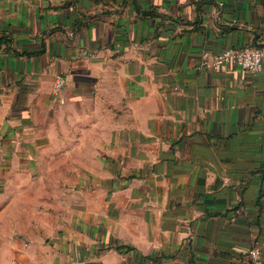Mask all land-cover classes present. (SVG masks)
<instances>
[{"label":"crops","instance_id":"1","mask_svg":"<svg viewBox=\"0 0 264 264\" xmlns=\"http://www.w3.org/2000/svg\"><path fill=\"white\" fill-rule=\"evenodd\" d=\"M251 43L264 0H0V264H249L264 57L204 60ZM53 160L69 190L34 228L28 186Z\"/></svg>","mask_w":264,"mask_h":264},{"label":"built area","instance_id":"2","mask_svg":"<svg viewBox=\"0 0 264 264\" xmlns=\"http://www.w3.org/2000/svg\"><path fill=\"white\" fill-rule=\"evenodd\" d=\"M204 55H206V53ZM263 57L264 48L251 43L226 47L218 53L206 56L204 63L214 69H219L230 63L239 68L258 73L262 70ZM62 85V77L57 76L54 80V88L58 90ZM263 252L264 238L259 236L254 238L247 247L242 249L241 254L246 258L249 264H264Z\"/></svg>","mask_w":264,"mask_h":264},{"label":"rangeland","instance_id":"3","mask_svg":"<svg viewBox=\"0 0 264 264\" xmlns=\"http://www.w3.org/2000/svg\"><path fill=\"white\" fill-rule=\"evenodd\" d=\"M49 157L54 158L55 155L51 154ZM71 169L69 165H56L53 160L48 165L38 166L37 171L32 176V181L28 190L30 192L29 205L32 209L31 222L32 227H36L39 221V216L44 215L41 212L42 207L45 205H51L55 207L60 205L64 198L60 195L61 190H69L70 182H66V186H62L63 182L71 181L70 176H66V171ZM63 181V182H62ZM59 196L56 197L55 194ZM50 195V197H48ZM21 204V203H20ZM7 217L3 218L2 222L5 224ZM22 223V221H20Z\"/></svg>","mask_w":264,"mask_h":264}]
</instances>
